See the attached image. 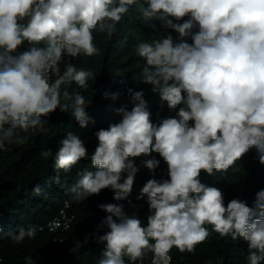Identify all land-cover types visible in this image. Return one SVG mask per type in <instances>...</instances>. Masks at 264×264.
<instances>
[{
	"label": "clouds",
	"instance_id": "clouds-1",
	"mask_svg": "<svg viewBox=\"0 0 264 264\" xmlns=\"http://www.w3.org/2000/svg\"><path fill=\"white\" fill-rule=\"evenodd\" d=\"M133 4L154 31L152 22L159 21L179 34V41L169 34L136 47L145 61L141 82L151 85L175 116L154 123L143 91L127 89L134 106L118 108L122 119L95 133V171L82 170L69 191L84 201L110 188L114 200H125L139 171L135 158L153 152L167 165L168 178L149 179L137 197H146V226L123 205H98L108 214L102 221L108 231L98 237L105 247L97 264H126L125 257L135 262L146 250L153 253V264H170L173 247L193 252L213 232L243 239L247 264H262L264 190L251 207L238 198L225 204L223 191L199 177L202 171L213 175L234 168L252 148L264 165V0H0V150L27 143L30 131H47L45 118L57 108H71L74 120L87 126L90 100L68 88L73 82L86 88L93 73L72 62L59 64L65 55L97 54L93 33H114ZM25 43L27 48L13 55ZM110 95L116 100L120 93ZM41 155L68 173L88 152L81 138L68 132L55 152L49 148ZM141 163L154 172L160 160ZM36 230L29 225L8 235L20 243ZM26 264L35 262L30 258Z\"/></svg>",
	"mask_w": 264,
	"mask_h": 264
},
{
	"label": "trees",
	"instance_id": "trees-1",
	"mask_svg": "<svg viewBox=\"0 0 264 264\" xmlns=\"http://www.w3.org/2000/svg\"><path fill=\"white\" fill-rule=\"evenodd\" d=\"M187 19L189 17L184 18ZM184 20L174 23H183ZM152 23L156 25L155 31L143 22L138 6L130 5L114 33H93L97 54L90 57L81 54L77 61L70 63L77 70L93 73L86 88L79 87L75 82L68 88L71 94L80 93L90 100L86 108L89 118L86 127L82 128L74 120L71 108L67 112L57 108L45 118L48 121L47 131H30L26 134L27 143L8 145L7 150H0V264H26L30 258L35 264H97L105 247L104 243L98 241V237L108 231L102 225L108 214L98 207L100 204L123 205L127 214L138 216L147 225L150 212L146 197H137L146 180L157 175H164L163 179L168 178L167 165L158 153L135 158L139 171L132 192L125 200H114V192L108 188L84 201H77L69 189L80 179L79 173L82 170L95 171L91 165V155L98 144L95 133L122 119L116 112L118 108L126 106L130 111L134 106L127 89L143 91V98L154 123L161 118L175 116V111H170L166 103H162L159 93L153 92L151 85L141 82L145 61L136 54L138 43L151 42L152 38L159 39L169 34L174 41L180 39L177 32L164 28L159 21ZM197 29L194 27L193 32ZM187 42L192 43L190 38ZM26 48L25 43L13 55ZM65 68H60V75ZM64 87L62 84L61 88ZM115 92L120 95L113 100L110 94ZM62 103L70 104L71 101L62 99ZM68 132L81 138L88 156L65 173L56 170L52 158H44L41 153L49 148L55 152ZM153 157L160 160V164L151 172L141 162ZM57 175L61 178L59 183L53 179ZM199 179L206 186L220 188L224 193L225 204L238 198L251 207L256 193L264 190V165L260 164L257 151L252 148L236 162L234 168L223 172L214 171L213 175L202 171ZM66 200L70 201L76 216L72 226L61 235L63 240L56 243V234L40 227L59 212ZM29 225H35L37 229L33 238L26 237L16 243L8 235L9 232H17L20 227L27 228ZM170 253L173 257L171 264H247L248 245L243 239L221 238L213 232L193 252L182 253L173 247ZM152 255L151 251L146 250L141 259L132 262L125 257V261L126 264H153Z\"/></svg>",
	"mask_w": 264,
	"mask_h": 264
},
{
	"label": "built area",
	"instance_id": "built-area-1",
	"mask_svg": "<svg viewBox=\"0 0 264 264\" xmlns=\"http://www.w3.org/2000/svg\"><path fill=\"white\" fill-rule=\"evenodd\" d=\"M80 55L75 58L65 55L63 61L60 62L59 66L67 65L70 62L77 61ZM54 79H55V73L50 74V80L54 81ZM163 177L164 175H157L154 177V179L163 180ZM148 180H146V182ZM123 210L126 213L125 207H123ZM75 216L76 214L71 209L70 201L66 200L65 203L60 208L59 212L55 216H53L47 223L41 226L40 229H46L49 232L56 234V238H55L56 243L61 242L63 240L61 235L64 233V231L68 230L72 226ZM168 255L170 257V264H171L173 257L170 252L168 253ZM151 261L153 263L154 255H152Z\"/></svg>",
	"mask_w": 264,
	"mask_h": 264
},
{
	"label": "rangeland",
	"instance_id": "rangeland-1",
	"mask_svg": "<svg viewBox=\"0 0 264 264\" xmlns=\"http://www.w3.org/2000/svg\"><path fill=\"white\" fill-rule=\"evenodd\" d=\"M198 30V29H197ZM190 37L186 38L187 40L189 39ZM191 39V38H190Z\"/></svg>",
	"mask_w": 264,
	"mask_h": 264
}]
</instances>
